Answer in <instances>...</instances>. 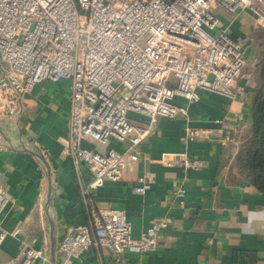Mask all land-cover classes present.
Here are the masks:
<instances>
[{
    "label": "built area",
    "instance_id": "2783aa9c",
    "mask_svg": "<svg viewBox=\"0 0 264 264\" xmlns=\"http://www.w3.org/2000/svg\"><path fill=\"white\" fill-rule=\"evenodd\" d=\"M217 8L230 16L246 13L264 31V0H0V94L8 101L10 94L23 96L38 83L67 84L69 138L61 155L72 157L79 181L83 171L89 174L81 189L86 197L106 181L122 179L158 118L181 111L175 99L195 103L202 92L234 97L232 86L246 67L247 41L220 27ZM215 124L223 132L228 128L220 119ZM215 137L192 126L184 130L190 142ZM162 159L187 171L200 167L185 155ZM151 177L135 192L149 191ZM175 195L183 198L184 190ZM11 200L0 184V215ZM86 204L89 226L73 228L58 245L68 260L95 248L106 263L129 264L123 252H154L169 229L160 219L133 238L124 211L91 200ZM18 233L0 227V245ZM39 260L48 262L43 248L24 246L17 264Z\"/></svg>",
    "mask_w": 264,
    "mask_h": 264
},
{
    "label": "crops",
    "instance_id": "0c3cea01",
    "mask_svg": "<svg viewBox=\"0 0 264 264\" xmlns=\"http://www.w3.org/2000/svg\"><path fill=\"white\" fill-rule=\"evenodd\" d=\"M214 13L231 37L247 41V67L232 86L234 97L202 92L195 103L175 99L181 111L158 118L122 179L106 181L86 197L81 189L87 188L89 174L83 171L79 181L72 157L61 155L69 138L67 84L38 83L23 96L10 94L8 101L0 94V184L12 199L0 215V227L7 233L19 230L0 245V264H17L24 246L45 250L48 262L33 264H111L100 260L95 248L72 260L57 251L73 228L89 226L86 200L124 211L133 238L156 220L169 222L154 252H123L122 260L129 264H233L236 251L248 252L249 264H264V193L237 165L240 146L251 134L253 71L264 58V31L246 13L230 16L220 8ZM219 119L228 124L225 132L215 124ZM187 126L216 137L187 141ZM164 154L185 155L200 167L167 166ZM149 175L150 190L135 192ZM178 189L184 190L183 198L176 197Z\"/></svg>",
    "mask_w": 264,
    "mask_h": 264
},
{
    "label": "trees",
    "instance_id": "16d2710c",
    "mask_svg": "<svg viewBox=\"0 0 264 264\" xmlns=\"http://www.w3.org/2000/svg\"><path fill=\"white\" fill-rule=\"evenodd\" d=\"M253 72L252 129L250 136L240 146L237 165L249 176L253 186L264 193V58ZM249 259L248 252L233 253V264H249Z\"/></svg>",
    "mask_w": 264,
    "mask_h": 264
},
{
    "label": "rangeland",
    "instance_id": "374dc122",
    "mask_svg": "<svg viewBox=\"0 0 264 264\" xmlns=\"http://www.w3.org/2000/svg\"><path fill=\"white\" fill-rule=\"evenodd\" d=\"M247 67V66H246ZM246 67H245V69H246ZM245 71V70H244ZM131 119H133V120H138L139 118L137 117V116H132V115H130L129 116ZM99 149H101V150H103L104 148L103 147H99Z\"/></svg>",
    "mask_w": 264,
    "mask_h": 264
}]
</instances>
